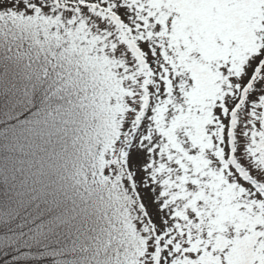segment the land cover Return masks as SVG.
<instances>
[{
    "label": "rangeland",
    "instance_id": "obj_1",
    "mask_svg": "<svg viewBox=\"0 0 264 264\" xmlns=\"http://www.w3.org/2000/svg\"><path fill=\"white\" fill-rule=\"evenodd\" d=\"M41 6L111 20L109 33L131 47L123 57L131 74L123 82L122 103L140 91L136 79L145 90L138 94L136 123L117 147L112 135L109 165L99 171L104 177L108 169L123 188L141 226L135 233L143 237L130 241L144 248L130 249L123 264H264V0H0V18L30 17ZM25 20L30 39L9 44L14 52L36 43L39 27ZM65 84L74 87L78 109L91 110L88 83L82 81L83 92L71 79ZM111 88L102 86L99 96L114 108L121 101ZM16 108L8 103L5 115ZM3 135L0 177H12L17 194L2 188L0 255L21 243L20 228L34 223L29 215L43 187L59 184L51 171L56 158L40 155L43 141L29 145L16 133ZM52 137L46 144L58 151Z\"/></svg>",
    "mask_w": 264,
    "mask_h": 264
},
{
    "label": "trees",
    "instance_id": "obj_2",
    "mask_svg": "<svg viewBox=\"0 0 264 264\" xmlns=\"http://www.w3.org/2000/svg\"><path fill=\"white\" fill-rule=\"evenodd\" d=\"M47 10L41 6L30 11V17L20 13L17 18L11 15L0 18L3 28L0 41L7 42L0 44V133L3 136L16 133L29 145L43 141L40 155L51 154L56 158L58 163L54 170L50 169L55 174L53 184L59 183L48 191L43 187L39 204L30 211L29 220L32 217L34 223L20 228L21 243L0 255V264H123L130 249L144 248L130 241L143 237L135 233L141 226L123 188L108 176V169L104 177L99 171L101 166L109 165L106 153L112 135L115 133L119 139L113 145L117 147L136 123L140 111V105L136 104L138 94L144 96L145 90L140 92L142 82L136 79L140 91L127 94L128 103H122L123 82L131 74L123 57L129 56L131 47L117 39L118 33H109L107 26L112 25L111 20L69 8ZM25 18H31L33 26L39 27L32 37L36 43L25 45L29 49L24 53L14 52L9 44H17L21 37L29 38ZM113 38L117 40L110 47ZM98 69L103 74L97 73ZM69 79L80 92L82 81L88 83L85 93L95 102L89 104L91 110L78 109L73 100L74 87H65ZM102 86L110 89L116 86L113 90H117L121 103L114 108L104 104L99 96ZM29 92L33 93L30 101L26 98ZM10 102L19 108L7 116ZM125 117H130L127 122L123 121ZM50 134L58 151L50 150L46 144ZM5 146L6 150L10 148ZM6 187L17 194L12 177L5 182L0 177V200L3 189L10 193ZM53 188L57 189L54 195L50 193ZM107 232L112 235L109 239L103 236ZM117 236L121 240L112 241Z\"/></svg>",
    "mask_w": 264,
    "mask_h": 264
}]
</instances>
